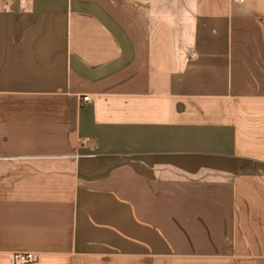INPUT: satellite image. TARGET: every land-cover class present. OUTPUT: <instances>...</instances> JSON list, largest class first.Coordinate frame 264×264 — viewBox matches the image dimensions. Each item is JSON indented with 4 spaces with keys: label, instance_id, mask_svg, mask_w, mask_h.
Listing matches in <instances>:
<instances>
[{
    "label": "crops",
    "instance_id": "crops-1",
    "mask_svg": "<svg viewBox=\"0 0 264 264\" xmlns=\"http://www.w3.org/2000/svg\"><path fill=\"white\" fill-rule=\"evenodd\" d=\"M165 2L0 0V264H264V0Z\"/></svg>",
    "mask_w": 264,
    "mask_h": 264
},
{
    "label": "built area",
    "instance_id": "built-area-1",
    "mask_svg": "<svg viewBox=\"0 0 264 264\" xmlns=\"http://www.w3.org/2000/svg\"><path fill=\"white\" fill-rule=\"evenodd\" d=\"M240 1H243V0H240ZM89 100H90L89 97L83 98L84 102H88ZM33 259H34V255L31 253H21V254L15 255L16 264H28Z\"/></svg>",
    "mask_w": 264,
    "mask_h": 264
},
{
    "label": "rangeland",
    "instance_id": "rangeland-1",
    "mask_svg": "<svg viewBox=\"0 0 264 264\" xmlns=\"http://www.w3.org/2000/svg\"><path fill=\"white\" fill-rule=\"evenodd\" d=\"M165 4H156V7H155V12L157 14H169L168 13V9H170V5L169 3H172L174 0H165ZM171 16V14H170ZM245 163H243L244 165Z\"/></svg>",
    "mask_w": 264,
    "mask_h": 264
}]
</instances>
